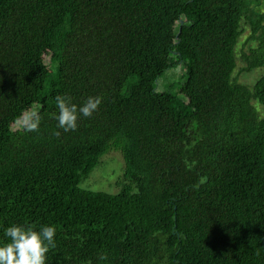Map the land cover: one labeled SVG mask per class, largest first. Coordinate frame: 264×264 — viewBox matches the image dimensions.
<instances>
[{
    "label": "trees",
    "instance_id": "16d2710c",
    "mask_svg": "<svg viewBox=\"0 0 264 264\" xmlns=\"http://www.w3.org/2000/svg\"><path fill=\"white\" fill-rule=\"evenodd\" d=\"M258 4L0 0V239L12 223L53 225L46 264H264V75H233L242 22L255 42L242 70L264 65ZM57 94L102 99L64 132ZM110 149L118 191L81 186Z\"/></svg>",
    "mask_w": 264,
    "mask_h": 264
},
{
    "label": "clouds",
    "instance_id": "9594fccd",
    "mask_svg": "<svg viewBox=\"0 0 264 264\" xmlns=\"http://www.w3.org/2000/svg\"><path fill=\"white\" fill-rule=\"evenodd\" d=\"M101 97L89 96L80 105L73 103L70 96L57 94L54 114L57 126L64 132L75 131L81 117L88 118L98 109ZM33 127H36L34 124ZM56 228L53 225L32 227L12 223L3 230L0 239V264H46L47 253L55 248Z\"/></svg>",
    "mask_w": 264,
    "mask_h": 264
},
{
    "label": "rangeland",
    "instance_id": "374dc122",
    "mask_svg": "<svg viewBox=\"0 0 264 264\" xmlns=\"http://www.w3.org/2000/svg\"><path fill=\"white\" fill-rule=\"evenodd\" d=\"M258 10L264 13V0H259V4L256 6ZM242 33L238 38V42L235 47L236 57V68L233 75L237 76V80L240 83L251 87L254 82L261 76L264 75V65L252 69L251 71H243L242 68L245 66V62L242 58V52H247L249 46H254L255 42H249L245 44L246 38L250 33V28L247 24L241 23ZM43 68L49 71L51 68V62L49 55L45 54L42 61ZM184 69L181 66H175L168 69L163 77L157 80V90L163 91L177 80L181 79V75ZM47 100L46 90L41 91L36 97L31 107H24L20 109V114L12 128H22L27 123V120L32 116L36 110V107L44 104ZM256 107L260 117H264V105L259 104L256 101H252ZM124 173V160L119 150L110 149L100 159L98 165L91 171L89 176L82 182L81 186L88 187L92 190L106 191L115 193L120 187Z\"/></svg>",
    "mask_w": 264,
    "mask_h": 264
},
{
    "label": "water",
    "instance_id": "95a60500",
    "mask_svg": "<svg viewBox=\"0 0 264 264\" xmlns=\"http://www.w3.org/2000/svg\"><path fill=\"white\" fill-rule=\"evenodd\" d=\"M179 23L181 24V23H182V20H180ZM178 33H179V32H178ZM178 33L176 34V37L178 36Z\"/></svg>",
    "mask_w": 264,
    "mask_h": 264
}]
</instances>
